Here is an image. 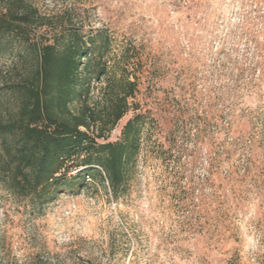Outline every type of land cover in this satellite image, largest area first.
I'll use <instances>...</instances> for the list:
<instances>
[{"label": "rangeland", "instance_id": "374dc122", "mask_svg": "<svg viewBox=\"0 0 264 264\" xmlns=\"http://www.w3.org/2000/svg\"><path fill=\"white\" fill-rule=\"evenodd\" d=\"M27 1L64 34H100L87 102L135 82L103 135L141 113L145 140L118 200L87 179L37 214L0 186V264H264V0ZM17 54L0 72L22 71Z\"/></svg>", "mask_w": 264, "mask_h": 264}, {"label": "trees", "instance_id": "16d2710c", "mask_svg": "<svg viewBox=\"0 0 264 264\" xmlns=\"http://www.w3.org/2000/svg\"><path fill=\"white\" fill-rule=\"evenodd\" d=\"M48 21L27 0H0V52L18 51L23 67L0 72V186L37 214L63 194H79L87 179L107 188L114 200L124 196L145 140L141 113L125 122L115 141L103 135L127 111L135 82H114L102 108L87 102L95 72L88 55L100 34L84 41L78 32L64 34L62 21ZM46 27L58 30L54 40H34L35 31ZM104 74L100 69L96 76ZM74 102L76 111L70 108Z\"/></svg>", "mask_w": 264, "mask_h": 264}, {"label": "built area", "instance_id": "2783aa9c", "mask_svg": "<svg viewBox=\"0 0 264 264\" xmlns=\"http://www.w3.org/2000/svg\"><path fill=\"white\" fill-rule=\"evenodd\" d=\"M193 1H195V0H187V2H185V4H187V3H191V2H193Z\"/></svg>", "mask_w": 264, "mask_h": 264}]
</instances>
